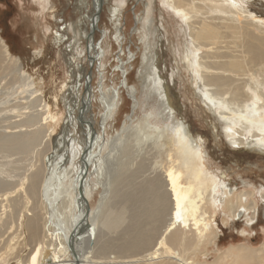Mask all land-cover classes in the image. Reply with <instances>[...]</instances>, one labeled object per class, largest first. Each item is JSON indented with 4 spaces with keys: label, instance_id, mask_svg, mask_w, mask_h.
Segmentation results:
<instances>
[{
    "label": "bare ground",
    "instance_id": "6f19581e",
    "mask_svg": "<svg viewBox=\"0 0 264 264\" xmlns=\"http://www.w3.org/2000/svg\"><path fill=\"white\" fill-rule=\"evenodd\" d=\"M251 2L166 0L182 22L189 26L190 40L186 47V34L180 23L183 48L181 43L179 60L192 75L195 95L200 103L219 122L231 145L264 153V20L257 19L250 11ZM103 4L102 0H94L95 10L101 8L102 11ZM97 20L95 12L90 21V48L93 43L91 36L98 27ZM118 28L117 25L116 30ZM152 62L149 95L154 94L159 102L157 111L162 124L156 122L153 126L148 121L146 126L131 128L133 119L127 118L114 141H110L111 154H108L114 157L111 158L114 180L95 210L87 206L90 198L86 194V185L81 184L82 174L70 187V195L65 184L70 169L64 168L63 156L54 161L55 167L52 168L57 184L48 185L45 182L44 162L55 131L50 127L53 119L51 108L42 98L46 82H36L34 77L22 70L19 61L11 55L0 37V247H9L7 255L15 256L18 264H86L92 259L87 249L98 230L118 227L127 216H131L130 232L122 239L120 252L148 251L153 246L146 255L150 261L170 255L173 248L175 252L171 255L182 264H225L230 258L234 260L228 264H264V256L255 260L260 250L255 253L244 246L239 248V245L226 249L216 262L195 263L200 247L215 240V235L209 238L207 233L211 231L215 193L220 187L224 190L222 194L228 210L235 218L241 212L242 217L249 218V222L255 221L258 203L254 192L244 190L234 193L222 184L225 181L223 178L219 179L205 169L202 144L197 137H193L189 125L176 118L170 91L155 61ZM115 93H103L101 98L104 106L103 128L117 110ZM89 95L81 101L80 114L90 108ZM76 118L75 121L85 124L90 132L87 136L88 148L82 155L87 172L94 150L98 145L100 148L105 145L100 142L88 119L84 116ZM162 155L165 160L161 167L167 163L169 172L165 174L160 169V173L154 175V166ZM103 164H100L99 177ZM148 174L152 178L138 182L141 176ZM52 191L63 201V214L56 225L58 231L52 228V234L57 239L46 232L42 216V207ZM107 196H111L110 202L121 203L111 206V214L101 220L99 215L105 210ZM262 197L264 199V194ZM24 210L30 215L25 217ZM164 218L168 223L162 228ZM9 232L11 235L5 240ZM24 235L31 246L30 254L25 258L22 248L27 244L21 240Z\"/></svg>",
    "mask_w": 264,
    "mask_h": 264
},
{
    "label": "rangeland",
    "instance_id": "374dc122",
    "mask_svg": "<svg viewBox=\"0 0 264 264\" xmlns=\"http://www.w3.org/2000/svg\"><path fill=\"white\" fill-rule=\"evenodd\" d=\"M251 3L250 11L257 19L264 20V1L252 0ZM95 12L94 0H0V37L11 55L17 58L22 70L27 71L36 82H46L42 98L51 108L53 119L50 127L55 131L44 162L45 182L48 185L57 184L52 170L55 167L54 161L63 156L64 168L70 169L69 178L65 181L67 188L70 190L77 177L82 174L81 184L86 185V194L90 198L87 206L97 209L102 202V195L108 193L114 180V157L108 154L112 147L109 146L127 118L133 119L131 128L149 122L153 126L156 122L162 124L157 111L159 102L154 94L149 95L152 87L149 68L152 61H155L170 91L176 118H181L189 125L193 137H197L202 144L205 169L213 176L223 178L225 181L222 184L227 185L234 193L244 190L254 192L258 203L255 221L249 222L247 216L237 219L228 210L222 194L224 190L220 187L215 193L218 202H215L216 208L214 207V214L211 215V231L207 233L209 238L215 235V240L200 247L195 263L216 262L220 254L232 245H239V248L244 246L255 253L260 250L255 260L264 256V153L231 145L223 130L221 131L219 122L195 95L192 75L183 68L179 60L181 43L183 48L180 23L185 30L186 47L190 40L188 23L182 22L166 0H104L98 27L91 36L93 43L90 48V21ZM117 25L119 28L116 30ZM88 77L90 81L87 80ZM111 91L117 94L118 107L103 128L104 106L101 98L104 97L103 93L109 94ZM85 95L90 96V108L86 113L80 114L81 101L86 99ZM134 105L137 106L136 109ZM80 116L93 124L96 135L105 145L104 148H100V145L96 147L87 172L82 155L86 151L90 132L85 124L81 126L75 121ZM163 155L156 161L154 175L160 173V169L165 174L169 172L167 163L161 167L165 160ZM99 161L100 164L104 162L100 177L97 175L100 170ZM149 177V174L141 176L138 182L143 183ZM69 192L72 195V191ZM50 194L42 207L48 235L54 229L58 231L56 225L63 214L60 196L55 195L54 191ZM107 198L109 199L103 207L105 210L99 215L101 220L111 214V206H119L121 203L114 200L110 202L111 196ZM23 212L25 217L30 215L25 210ZM126 218L118 227L100 228L99 234H93L94 238L87 249L92 259L86 264H182L171 255L175 252L173 248L170 255L159 256L151 261L146 255L153 246L148 251L120 252L119 245L130 232L128 226L131 216ZM164 220L162 228L168 223L167 218ZM10 232L4 237L5 240L11 235ZM53 236L57 239L55 234ZM21 240H25L27 244L26 235ZM25 246L22 248L24 258L31 251L30 245ZM2 247L0 264H18L15 256L7 255L9 247ZM233 260L230 258L225 264Z\"/></svg>",
    "mask_w": 264,
    "mask_h": 264
},
{
    "label": "water",
    "instance_id": "95a60500",
    "mask_svg": "<svg viewBox=\"0 0 264 264\" xmlns=\"http://www.w3.org/2000/svg\"><path fill=\"white\" fill-rule=\"evenodd\" d=\"M102 4H103V0H102ZM101 7H102V5H101ZM100 12H101V8L96 11V18H98L97 23L100 19ZM90 74H91V72H90ZM241 217H242V213L239 212L237 215V218L240 219Z\"/></svg>",
    "mask_w": 264,
    "mask_h": 264
}]
</instances>
